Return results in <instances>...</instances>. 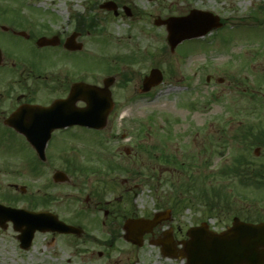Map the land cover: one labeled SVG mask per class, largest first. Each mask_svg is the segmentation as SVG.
<instances>
[{
  "label": "rangeland",
  "instance_id": "rangeland-1",
  "mask_svg": "<svg viewBox=\"0 0 264 264\" xmlns=\"http://www.w3.org/2000/svg\"><path fill=\"white\" fill-rule=\"evenodd\" d=\"M105 1L0 0V12L8 19L36 24L42 36L58 34L62 42L76 31L80 16L87 22L95 18L93 27L77 31L82 50L43 48L34 62L47 70L87 69L90 79L100 82L107 76L117 79L111 88L116 113L108 126L99 134L56 132L45 164H39L22 136L0 127V202L10 196L9 204L30 209L26 201L35 196H55L46 209L69 222L75 211L87 207L120 208L148 218L170 209L162 227L175 236L204 222L219 232L234 217L245 220L247 199L256 216L260 183L248 186L243 174L235 176L228 168L245 156L256 164L264 161V147L258 158L252 157L263 140L247 136V128L255 133L264 128V0H113L120 6L118 16L100 8ZM124 7L131 9L130 16ZM193 9L218 15L225 27L186 41L172 53L165 27L154 21ZM152 68L163 72L164 81L141 94V82ZM82 165L100 172L85 175L75 169ZM35 167L43 174L37 175ZM58 170L68 174L69 183L53 180ZM249 176L259 179L258 170ZM49 235L37 233L24 251L12 226L0 229V264H85L80 240L61 236L53 241ZM125 250L117 255L119 264L185 261L164 257L161 247L150 242L136 253Z\"/></svg>",
  "mask_w": 264,
  "mask_h": 264
},
{
  "label": "flooded vegetation",
  "instance_id": "flooded-vegetation-1",
  "mask_svg": "<svg viewBox=\"0 0 264 264\" xmlns=\"http://www.w3.org/2000/svg\"><path fill=\"white\" fill-rule=\"evenodd\" d=\"M117 5L119 11L120 6L119 4ZM117 14H120V11ZM57 36L59 37L56 40L58 45L54 47L67 49L65 42H62L58 34ZM41 37L42 34L36 24L15 19L10 20L0 13V127L12 134L21 135L26 129L29 130L27 125H29L32 119L30 111L32 107L49 106L56 101L66 99L70 96L76 84L90 83L100 87L104 86L103 80L102 82L91 80L89 70L87 69L55 66L47 70L37 66L34 60L38 51L43 49L38 45V40ZM43 93L49 97L47 99L43 98ZM85 96L86 91L82 88L80 93L81 99L73 104L74 107L77 109L86 108L88 104L86 99H84ZM21 109H29L28 114L21 117L23 120L9 122L8 119ZM115 113L114 105L109 114L108 124L110 117ZM79 128L82 127H71L60 132H68ZM23 129L25 130L23 131ZM261 147L264 146H260L259 148L261 149ZM258 165V182L260 183L259 186H261L262 193H260L257 200V208H254L257 209L255 212L256 216H253L252 212H250L252 208L249 200L247 199L244 203V210L247 212V218L244 221L252 223L264 222V161L258 163ZM246 171L249 174L251 169L247 166ZM248 186H251L250 183ZM57 215L60 220L71 225L78 224L81 221L82 226L77 225L83 229L81 236L59 232H51L50 235L53 241L58 240L61 236H74L75 239L80 240L82 245L81 254L85 264L88 262L119 264L121 258H117V255L123 252L122 247L126 249L125 252L136 253L139 246L130 241L131 237L125 231V224L129 219L148 218L145 216L138 217L136 212H129L128 214V212L120 208H103L98 206L75 211V218L71 222L61 218L59 214ZM164 222L166 221L155 226L152 231L139 225V227H135L134 230L136 232L134 234L143 240V244L146 242H158L165 237L166 233L170 232V235H172V229L169 231L163 229ZM172 237L177 245V252H180V247L183 245L182 242L185 241V238H188L187 231L182 235H172ZM117 247L120 250L112 254L114 249L117 250ZM181 262L182 264H186L185 261Z\"/></svg>",
  "mask_w": 264,
  "mask_h": 264
},
{
  "label": "water",
  "instance_id": "water-1",
  "mask_svg": "<svg viewBox=\"0 0 264 264\" xmlns=\"http://www.w3.org/2000/svg\"><path fill=\"white\" fill-rule=\"evenodd\" d=\"M101 8L116 10L113 1L105 2ZM156 25H166L168 31V42L171 51L182 41L196 36L207 34L214 27H219L220 18L207 11L192 10L185 17H169L167 19L158 18ZM71 37L69 40H73ZM41 46L55 44L51 39L45 37L39 41ZM76 49V46H70ZM163 79L160 70L153 69L144 80L143 92L149 91L153 86L158 85ZM111 81V82H110ZM113 79H106V85L111 84ZM89 111L82 115L60 111L55 112L56 108H41L37 114L38 128L36 132L26 133L28 141L38 152L42 160L46 159L45 148L55 129L81 124L91 128L102 129L106 125L107 114L102 117L101 112L111 101L110 93L103 90L95 91L94 86H89ZM97 88V87H96ZM75 92V91H74ZM74 98V96H73ZM57 182H65L68 177L65 173L58 171L54 175ZM25 191V188H22ZM162 220L161 214H157L151 221H146L150 226H155ZM12 221L14 229L20 232L18 238L23 248H29L32 244L35 232L40 231H60L76 233L80 235L82 231L73 226H68L58 221L57 217L49 212L35 213L22 209H13L0 204V227L6 229L8 222ZM131 223L128 222L126 228L129 229ZM246 231L249 238L235 237L237 231ZM264 232V224H248L235 218L229 230L222 234L207 232L206 228H191L188 231L190 240L185 245V250L180 257L187 258L188 264H264V239L260 238V233ZM165 255L176 257L175 252L164 241L161 242ZM262 248L259 250V248Z\"/></svg>",
  "mask_w": 264,
  "mask_h": 264
},
{
  "label": "trees",
  "instance_id": "trees-1",
  "mask_svg": "<svg viewBox=\"0 0 264 264\" xmlns=\"http://www.w3.org/2000/svg\"><path fill=\"white\" fill-rule=\"evenodd\" d=\"M243 166H244V160H243V158H238L237 161H236L235 166L233 165V167H229L228 170L231 169L232 173H234L235 176H236V175L240 176V175L243 174ZM36 170H37V168H35V171H36ZM228 170H226V171H228ZM183 188H184V186H183ZM185 189H189V187L186 186ZM8 199H9V198H8ZM32 201L36 202L37 204H38V203L46 204V203L48 202V200H47L46 198L41 199V200L36 199V198H33Z\"/></svg>",
  "mask_w": 264,
  "mask_h": 264
}]
</instances>
